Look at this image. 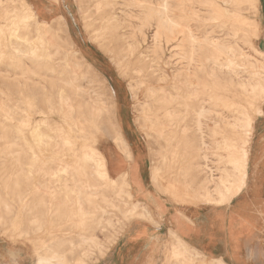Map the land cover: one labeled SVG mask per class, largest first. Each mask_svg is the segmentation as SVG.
<instances>
[{"label": "bare ground", "instance_id": "obj_1", "mask_svg": "<svg viewBox=\"0 0 264 264\" xmlns=\"http://www.w3.org/2000/svg\"><path fill=\"white\" fill-rule=\"evenodd\" d=\"M256 2L78 0V10L86 27L91 29L87 31L90 42L107 54L117 68L123 61L130 60L132 71L139 78L135 85L128 83L132 98L136 97L139 83H149L145 91L146 102L141 106V118L156 127L157 136L165 142L159 157L162 161L160 168L165 169L166 174L175 165L176 158L177 161L181 158L179 167H176L178 175L182 169L195 167L199 181L192 201L194 206H227L246 185L251 151L249 137L263 114L256 101L264 100V53L253 43V39L259 37V22L253 17H244L242 7L247 6L258 16L253 10ZM22 7L25 8L23 4ZM5 13L9 26L21 25L25 32L20 35L17 29L12 30L10 36L20 42L10 41L7 46L19 58L21 78L28 81L33 77V85L40 93L49 92V98L56 100L63 123L68 128L65 131L61 125L46 120L34 125H0V142L4 145L0 159L10 160L18 167L10 173L0 168L5 174L3 187L16 197L21 209L29 215L33 213L29 225L40 232L46 218L50 225L54 221H64L69 227H75V217H92L95 212L103 215L107 208L121 212L122 206L126 207L121 213L127 221L148 218L143 206L128 202L133 195L127 174L110 178L103 154L92 145L95 132L101 130L105 122L111 127L109 134L118 151L125 159L131 160L116 120L119 113L116 94L112 86L108 93L97 90L101 84L108 83L106 74H103L105 71L102 73L85 59L78 41L72 42L66 31L65 38L61 37L62 16L55 17L53 25H49L38 21L31 9L29 15L23 17L16 9ZM213 21L218 22L217 28L221 30L228 28V33L214 36ZM30 22L34 25L33 38L28 36ZM36 25L43 28L38 29ZM241 43L251 52H245ZM166 48L171 50L170 63L163 61ZM3 56L0 51V63ZM166 64L171 66L170 77L166 74ZM25 87L27 84H21V88ZM18 96L30 97L21 91ZM27 104L32 105L31 102ZM9 111L0 108L5 120L12 119ZM157 114L162 115L164 123L149 121L150 116ZM24 130L28 133L25 134ZM73 133L78 134L77 138L71 136ZM76 139H80L81 147L80 155H76L77 161L73 164L59 162L45 174L51 185L47 189L51 200L44 199L41 193L33 203L23 202L21 196L27 188L22 192L21 187L32 180L33 164L22 167V159L33 162V143L75 152ZM158 170L156 167L153 175L150 173L156 187ZM169 189L173 190L174 195H171L175 200L185 204L184 200L177 198L182 199L188 193L179 196L178 188L172 184L163 190L168 192ZM12 209L13 204L6 203L0 195L3 215L10 214ZM3 215L0 213L1 226L7 224ZM27 235L20 233L18 236ZM248 235L246 231L241 237L237 250L233 252L234 258L243 243L249 242ZM51 236L52 240L56 238L55 233L48 235L50 239ZM169 240V254L163 264H226L220 258L208 259V255L171 230ZM107 250L96 242L87 227L82 228L75 238H69L65 249L52 246L37 251L34 264H96Z\"/></svg>", "mask_w": 264, "mask_h": 264}, {"label": "rangeland", "instance_id": "obj_2", "mask_svg": "<svg viewBox=\"0 0 264 264\" xmlns=\"http://www.w3.org/2000/svg\"><path fill=\"white\" fill-rule=\"evenodd\" d=\"M11 1L12 0H0V28H2V30H0V51L5 55L0 63V91L4 93L0 95V108L9 109V112L11 113L10 118L12 119L5 120L2 117L3 114L0 113V125H34L41 120H46L50 124L56 123L61 125L65 131H68L67 126L63 123L62 115L59 112L56 100L49 98L48 91L40 93L38 88L33 85V77L28 81H24L21 78V70L18 66L19 58H17L16 52L7 47L10 44V41L20 42L10 36L12 30L17 29V32L20 35L25 34V32H23V26L21 25L15 24L9 26L8 20L5 19L6 10H19L18 14L22 17L29 15L28 13L30 11L28 5L24 3V0ZM261 2L262 0H257L255 7L253 8L254 12L258 13V16L254 15L251 10H248L247 6L242 7V15L244 17H253L254 21L256 20L259 22V37L253 39V43L257 49H259V44L262 39V26L260 22L262 11ZM54 3H57L60 6L62 11L61 16L64 19V25L62 28L63 32H60L61 37L65 38L64 31H66V34L70 36L72 42L76 43V40L78 41V46L85 59L92 63L93 66L102 73L105 71L103 74H106L105 76L108 83L101 84L97 90L100 93H108L112 86L116 94V101L119 108L116 120L124 139L129 141L131 145L139 147L140 150L145 148L151 169L154 170L156 167L160 169V171L158 170L157 172L159 181L157 187L159 191L170 201L179 203L175 200L174 196H172L174 195L173 190L169 189L168 192L163 190L169 184L175 185L178 188L179 196L188 193L186 194L187 196L185 195L182 199H177L184 200L185 205H192L197 190V181H199L197 178V172L194 169L195 167L182 169L178 175L177 173L179 170L176 167H179V161H181V158H179L178 161L176 158L174 160L176 162L175 165H172L173 167L171 171L166 174L165 169L160 168L162 161L159 157L163 152L161 151V148L164 147L165 142L157 136V128L148 124V122L141 118V106L146 102L145 91L149 83L144 82L141 85L139 83L138 88H136V97L133 99L129 90V84L135 85V83L139 81V78L138 75H135L132 71L133 67L130 60L123 61L120 67L117 68L110 61L107 54L102 53L94 43L90 42L87 31H90L91 29L86 27V24L84 23L85 21L78 10V0H57V2ZM22 4L25 8L22 7ZM37 20L40 21L38 18ZM46 23L53 25L52 20ZM212 24L215 28L214 32H216L214 36L221 37L228 33V28H225V30L217 28V21H213ZM35 27L38 29L43 28L42 25H36ZM33 29V22H30L28 27V30L30 31L28 36L30 38L35 36ZM241 46L245 52H251L247 45L241 43ZM166 49L163 55V61L165 62L168 60L169 62L171 61V50H168V48ZM164 67L166 74L170 77L171 66L167 65ZM24 83L27 84V87H25L26 89L21 88V84ZM165 83L167 84L169 81L164 82V84ZM17 85H19V88L16 87ZM20 91L24 94H29L30 97L21 98L18 96V92ZM27 102H31L32 105L29 106ZM256 102L258 108L260 107L263 111V114L258 119H262V116L264 117V100H258ZM150 117L151 119L149 121L155 123L165 122V120L162 119L161 114H157L155 117ZM258 119L255 131L249 137L251 151L249 158L250 162H248L247 167L246 185L243 187L240 195L232 200L229 205H207L213 211L212 218L208 217L205 226H197L194 229L195 233L191 236L192 242L190 241V243L208 255V259H210V257L220 258L226 264H264V120L259 122L261 120ZM103 124L104 127L95 132V143L92 144L98 150H100V146L103 143L109 141L113 142L111 134H109L111 127L105 122ZM46 132L49 133L48 131ZM0 133L2 132L0 131ZM24 133L27 134L28 130H24ZM71 136L75 139L78 134L73 133ZM3 146L4 145L0 142L1 151L4 149ZM80 148V139L75 140V146L73 147L75 152L67 151L66 149L60 151L57 148L37 146L33 143V154L35 155L33 157V162L22 159V167L26 168L29 164H33V172L31 175L32 180L30 183L26 185L23 184L21 187L22 192L27 188L25 193L21 196L23 202L33 203V200L41 193L43 194L42 196L44 199L50 201L51 196L47 193V189L51 185L48 183L49 177L45 174L48 173L51 168H54L59 162L71 164L76 162V155H80ZM167 154L170 156L168 152ZM0 155H2V153H0ZM0 168H4L5 172L10 173L14 172L18 167H16L12 161L1 158ZM4 170H0V195L6 203L13 204V209L10 214L3 215L5 212L2 210L0 211L5 220H7L6 225H0V258L4 259V262L5 260L16 259L18 256L20 257L19 264H34L37 251L39 252L40 250H43V248H51L52 246H61L65 249L69 238H75L82 228L89 227L90 233L92 236H95L96 242L102 248H108L105 256L101 257L96 263L100 264L102 261H105L109 251L111 248L115 247L117 239L122 233H124L130 222L123 218L121 212H124L123 210H125L126 207L122 206L123 210L121 212L107 208L103 215H101L100 212H95L92 217H75L77 222L75 227H69L64 221H54L52 225H50V222L45 218L46 222L42 230L36 232L33 226H30L28 223V220L32 217L33 213L29 215L27 211L21 209L19 203L16 202V197L10 195L4 189ZM191 198L193 199L191 200ZM188 200L190 202H188ZM128 202L129 204L138 203L141 208L143 206L135 198ZM128 207H130V205H128L127 208ZM147 219L148 218L141 220L145 221ZM246 231L249 233V242L247 244L243 243V246L236 252L237 256L235 258H237V260H235L233 252L237 250L238 243ZM207 232L209 233L207 234ZM20 233H27L28 235L26 237H20L18 236ZM51 233H55L56 235V238H53V240L52 236L51 239L48 237ZM169 241L168 238L166 243L163 244L160 249V264H163L164 261H166V257L169 254ZM206 247L212 248L214 253L211 254L206 252ZM3 249L7 250L5 252L1 251ZM227 250L229 251L227 252Z\"/></svg>", "mask_w": 264, "mask_h": 264}, {"label": "crops", "instance_id": "obj_3", "mask_svg": "<svg viewBox=\"0 0 264 264\" xmlns=\"http://www.w3.org/2000/svg\"><path fill=\"white\" fill-rule=\"evenodd\" d=\"M24 3L43 22H49L62 15L60 6L51 0H24ZM261 3L262 39L259 50L264 53V0ZM258 120L262 122L264 117ZM125 141L131 160L125 159L111 141L103 143L99 151L105 158L110 178L115 179L119 174H127L133 198L143 205L146 214L150 216L147 214L148 219L145 221L141 219L130 221L124 233L117 239L115 247L111 248L105 261L100 264H160V249L168 240L170 230L190 244L191 236L195 233L194 229L199 225L205 226L208 217L212 218L213 211L207 205H181L163 196L154 185L152 176L150 177V173L153 175V169L149 166L146 149L140 150L126 139ZM211 249L206 247V252L213 254ZM19 258L5 262L0 258V264H19Z\"/></svg>", "mask_w": 264, "mask_h": 264}]
</instances>
